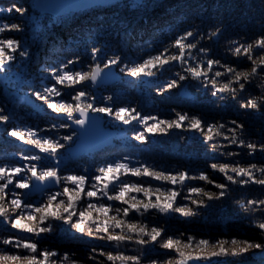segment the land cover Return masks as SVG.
<instances>
[{"label":"trees","instance_id":"obj_1","mask_svg":"<svg viewBox=\"0 0 264 264\" xmlns=\"http://www.w3.org/2000/svg\"><path fill=\"white\" fill-rule=\"evenodd\" d=\"M34 1L0 0V26H20L19 31L6 30L0 33V38H12L20 42V48L13 53L15 60L10 62L5 72L0 73V108L4 109L0 114L10 116L7 122H0V166L7 164L10 167L16 165L27 168L36 164L38 170L55 168L61 178L85 176V191L96 190L92 186L97 184L93 177L100 175L98 169L115 162L127 163L130 168L148 167L173 175L187 172L189 176L195 177L204 173L216 184H225L227 187L224 196L209 200L202 194L188 191L198 187L219 194L221 189L206 181L190 179L183 185H173L152 177L134 176L130 172L122 174L123 182L129 185L140 184L153 190L150 197L144 193L128 192L125 199L130 202L134 203L130 199L132 196L145 203L149 199L155 202L159 195L155 193L156 188L162 192L173 189L180 193L174 206H187L195 215L185 217L176 212L162 213L153 208L147 212L143 209L141 212L130 211L128 217L121 213L119 219L146 225L149 230L153 227L163 229L156 242L140 245L135 242L140 237L134 233L131 234L133 240L117 243L101 239L107 234L96 232L95 225H91L93 235L89 236L87 232H78L70 223L51 217L40 225L50 226L51 230L37 236L12 228L11 221L20 214L17 211L8 218L0 217V254L31 255L24 249L2 243L4 238H22L35 242L39 251L55 252L49 264H72V261L77 264H121L120 261H109L107 253L138 256L140 264H153V261L166 264L167 260L177 258V253L162 248L161 244L169 237L183 243L193 237L192 247L183 250L193 256L201 255L202 258L190 260L188 264H264V247L251 248L240 256H211L210 253L216 249L209 247L201 252L196 248V243L201 239L209 240L212 244L220 240L237 239L264 245V230L257 226L264 221V206L248 204V201L264 200V185L254 182L233 183L227 180L225 173L211 167L212 164L246 168L254 164L257 168L264 167V151L257 148L253 152L239 143H231L233 133L228 131L234 127L231 121L236 120L244 125L243 130L236 133L238 139L246 143L264 144V100L259 99L264 96V66L258 67L257 74L245 83L243 91L239 90L238 84H233L237 89L235 98L228 92L213 96V88L209 83L215 72L225 73L226 67L238 71L251 69L252 62L243 55H235L231 49L240 44L252 43L264 35V0H114L60 15L39 12ZM13 4L24 9V13L7 11ZM217 28L220 33L209 38L210 32ZM187 31L195 33L187 42L198 41L197 48L191 50L195 59L186 55L187 64L179 60L170 61L162 69H153L156 73L153 76L132 77L127 72V68L143 63L165 49H168L165 55H179V49L173 47V43ZM200 48L207 49V52H200ZM93 49H99L95 56ZM19 51H27L28 55L21 57ZM259 55L260 50L254 49L253 56ZM116 57H119L118 62L110 66L114 68L118 79L99 88H94L91 80L73 87L57 85L53 72L46 70L54 69L57 73L89 72L97 64L104 68L109 60ZM209 59L220 63L213 65L207 78L193 79L184 71L189 64L195 66L200 61H203V67L206 68ZM178 73L187 78L180 80ZM215 78L220 83H226L230 74ZM172 80L177 81V86L168 89L167 84ZM53 86L61 91V96L50 97L54 102L74 104L76 101L72 97L84 91L87 96L82 107L85 103H91L94 108L112 109L111 115L107 112H94L90 108L87 110L102 117L105 126L114 134L113 143L93 152L71 155L69 148L74 144L77 134L68 123L70 119L64 113L49 109L44 100L35 95L36 92L43 93L44 87ZM253 98L260 104L258 110L240 107L241 103ZM121 107L134 108L141 116H154L160 120H174L177 118L176 113H186L200 118L205 132L208 126L220 123L227 125V128L221 129L223 135L214 136L212 140H206L202 131L189 128L187 121L181 128L150 133L138 121L124 124L116 120L115 110ZM73 115L76 119L75 113ZM153 123L148 121L149 125ZM62 124L65 126L60 127ZM29 127L37 133V138H50L63 145L57 149L55 157L8 135L13 128ZM142 132L145 139H135ZM66 136H70L71 140H65ZM32 155H39L42 159H22L23 156ZM228 175H233L237 180L247 179L236 177L230 171ZM22 176L26 179L31 173L26 171ZM254 176L264 179V173L256 170ZM31 181L27 189H17L10 185L9 190L19 193L25 203L32 204V209L23 211L33 212L37 218L41 213L35 212V208L45 204L49 196L62 193L65 187L70 190L75 187L70 181L61 179L58 189L32 195ZM99 186L102 187V184ZM12 198L10 194L7 197L9 201ZM60 200L67 203L68 196H57L50 211L55 210V203ZM163 200L161 196V202ZM192 200H203L204 204H193ZM90 203L113 206L107 216L92 210V216L98 217L99 222L117 215L115 208L128 207L119 201H109L99 191L96 197L82 194V198L74 202L77 215L72 217L73 223L79 219V212L87 209ZM120 232L119 228L109 229L112 234ZM143 239L147 240L148 237ZM65 255L69 257L68 260H64Z\"/></svg>","mask_w":264,"mask_h":264},{"label":"snow or ice","instance_id":"obj_2","mask_svg":"<svg viewBox=\"0 0 264 264\" xmlns=\"http://www.w3.org/2000/svg\"><path fill=\"white\" fill-rule=\"evenodd\" d=\"M15 10L17 13H24V9L17 7L13 4L7 11L11 12ZM6 30L8 31H19L20 26L17 24H4L0 26V33H4ZM220 33V29L217 28L215 31L210 32L209 38L215 37ZM195 33L193 31H187L185 34L175 39L173 43V47L179 49V55L170 54L165 55L168 52V49H165L164 52L160 53L156 56H151L148 59L144 60L143 63L136 64L131 68H127V72L132 77H140L144 76H153L156 73L153 69H162L165 65H167L170 61L179 60L182 63L187 64L188 61L185 59L186 55L192 59L195 57L192 56L191 50L197 48V42H187L190 37H194ZM20 48V42L18 40L12 38H0V73L5 72L10 65V62L15 60V56L13 53H16ZM260 50V55L258 57L253 56V50ZM187 50V52H186ZM235 55L245 56L248 60L252 62V67L249 71H238L233 67H226L225 73H221L219 71L215 72L214 78L209 79V83L212 85L213 92L212 95L216 96L221 93H231L233 98L237 93V89L233 87V84L239 85V90L243 91L245 89V83L249 82L252 77L257 74L258 67L264 66V35L260 36L258 39L254 40L252 43L240 44L236 46L234 49H231ZM200 52H207V49L200 48ZM99 52V49H93V55L95 56ZM19 55L21 57H26L28 55L27 51H19ZM119 60V57L109 60L104 67L107 68L110 65L116 64ZM69 63H72L69 61ZM220 62L218 60H207V67H203V61L198 62L195 66L189 64L188 67L184 69V71L191 76L193 79H201L207 78L208 73L212 70L213 65H217ZM63 67H67L64 65ZM47 71H52L56 84L57 85H65L66 87H73L76 84H79L83 81L91 80L93 83L97 80V77L100 75L102 69L100 65L97 64L94 68H92L89 72H66L61 71L59 73L54 69H46ZM124 70V69H122ZM230 79L226 83H220L215 77H221L223 75H229ZM180 80H185L187 76L177 74ZM244 82H241V81ZM177 86V81L172 80L167 84V88H173ZM36 97L38 99L44 100L49 109H52L56 113H64L67 115L68 119L74 120V122L82 127L85 125L87 121V109H92L94 112H107L109 115L112 114V109L110 108H94L91 103H85L82 107L81 104L84 98L87 96V93L84 91H79L72 97L76 103H66V102H54L50 100V97L53 96H61V91L59 88L53 87H44L43 93L36 92ZM111 99V97H108ZM259 99L264 100V96ZM241 108L245 109H256L260 108V104L257 102V99H248L246 102L240 104ZM4 109L0 108V113H3ZM79 113L80 119L74 118V113ZM133 113H135L133 115ZM176 119L174 120H160L154 116H141L140 113L136 111V109H129L125 107H121L115 110V119L118 121H122L124 124H130L132 121H138L145 125L147 132H164L167 129L172 128H181L184 125V122L187 121L188 127L195 130H200L204 133L206 140L214 139V136L223 135L220 131L221 129L227 128V125L220 123L216 125H210L207 127V131H204V127L202 125V120L195 116H189L184 113H176ZM10 119L9 115L0 114V122H7ZM154 121L153 124L149 125L148 121ZM231 124L234 127L229 128L228 131L233 133L230 142L235 144L239 143V145L247 147L253 152L259 148L260 151H264V144L257 145L255 143H246L243 139H238L236 133L238 131H242L244 125L239 123L236 120L231 121ZM163 125V127H161ZM65 125H60V127H64ZM55 127V125H53ZM8 135L11 137H15L17 140L22 141L25 144L33 145L35 148L39 149L42 153H47L52 157L56 156L57 149L59 147H63L58 141H55L50 138H37V133L33 131L32 128H13ZM65 140H71L70 136L64 137ZM135 139L143 141L145 139L144 133H140L135 137ZM225 139H229L225 137ZM215 147V146H214ZM231 155V153H229ZM24 160L31 161H40L42 158L39 155L32 156H23ZM212 169L218 170L221 173H225L227 180L233 183H241L247 184L249 182H254L260 185H264V179H257L254 176V170L264 173V167L257 168L256 165H251L250 167H240V166H230L228 164H212ZM30 172L31 176L26 179L22 176L24 172ZM235 173L236 177H247V179L237 180L233 175H228V172ZM100 175L93 177L97 184H94L92 187L96 190L85 191L83 185L86 183L87 177L85 176H67V177H59L57 170L55 168H44L42 170H38L36 164H31L29 167L25 168L23 166H9L7 164L0 166V217L8 218L11 213L19 211L20 214L15 216V219L11 221L12 228L19 229L21 231L27 233H34L37 236L40 233L50 231V226L41 227L40 225L44 223L46 218L51 217L54 219L64 220L66 223H70L73 228H75L78 232H87L89 236L93 235V228L91 225H95L96 232H103L107 234L104 237H100L101 239H107L109 241H116L117 243L123 241L133 240V235L140 237L136 239L135 242L140 245L147 244L149 242H156L158 238L161 236L163 229L153 227L150 230L146 225H140L137 223L130 222L128 220L119 219L118 216L122 213L124 217H128L130 211L141 212L143 209L144 212H147L150 208L157 209L162 213L168 212H176L181 214L182 216H192L195 213L191 208L184 206L178 207L174 206L177 196L180 193L176 190L169 189L167 192H162L160 188L155 189V193H159L157 195L156 201L153 202L149 199L147 203L142 200H137L135 196H132L130 199L134 201V203L130 202L129 199H125L126 194L128 192H136V193H144L145 196L150 197L153 194V190L151 188H146L140 184H131L125 183L121 180L122 174L131 173L134 176H147L152 177L156 180L167 181L173 185L180 184L183 185L186 180L190 179H198L202 181H206L209 184H215V186L221 191L219 194L205 191L203 188L192 187L188 189L190 193H195L197 195L202 194L206 196L209 200L218 199L219 197L224 196L226 189L225 184H216L215 181L210 179V177L204 173H201L199 176H189L187 172H179L175 175L170 173H165L163 171H154L148 167L143 168H130L127 163L123 162H115L106 165L105 167H101L98 169ZM19 177V179H16ZM35 179L36 181L44 182V181H55L59 183L61 179L70 181L74 188L71 190L68 187H65L63 192H57L48 197V200L45 204H42L40 207L35 208V212L41 213V215L37 218L33 212H24L23 209H32L33 205L30 203H25L21 199V195L15 191L9 190V186H13L17 189H27L29 188V181ZM102 184V187L99 185ZM100 192L102 196L107 197L109 201H119L124 204H127L128 207L125 208H115V212L117 215L110 216L106 220L99 222L98 217L94 218L92 216V210H95L97 213H103L105 216L112 210L113 206L111 204L105 205L103 203L99 205L88 204L87 209L79 212V219L73 223L72 217L76 216L77 213L74 210V202L78 201L82 198V194L87 197H96L97 192ZM110 192L112 194H110ZM9 194L13 197L10 201L7 199ZM67 195L68 201L67 203L64 200H60L58 203H55V210H51L53 208V202L56 201L57 196ZM161 196L164 197L163 202H161ZM190 198V197H186ZM193 204L202 205L204 204L203 200H192ZM249 205L256 206H264V200L260 201H248ZM7 205V206H6ZM66 213L67 215H64ZM27 221H37L36 223H28ZM111 221V223H110ZM258 228L264 230V221L258 223ZM121 229L120 233L112 234L109 233V229ZM125 229H127V233H125ZM147 236L148 239L145 240L143 237ZM194 238L189 237L187 243H183L179 239H173L169 237L162 244L161 247L168 250H174L177 253V258L169 259L166 261V264H188V261L193 259H201V255L193 256L191 253L185 252L183 249H188L192 247ZM4 245H11L17 249H24L31 255H20V254H0V264H49L50 258L55 256V252L51 251H39L38 246L35 242H31L22 238H4L2 240ZM209 247L216 249L210 253L211 256H240L243 253L248 252L251 248H262L264 245L260 243H252L248 240H237L232 239L231 241L220 240L215 244H212L209 240L201 239L196 243V248L200 249L201 252L208 249ZM102 255L104 253H101ZM42 257V258H41ZM93 259L95 257H92ZM69 257L65 255L64 260H68ZM107 259L109 261H120L121 264H127V262L131 261L132 264H140V257L138 256H125L122 253H118L113 255L112 253H107ZM72 264H77L76 261H72ZM153 264H157L156 261H153Z\"/></svg>","mask_w":264,"mask_h":264},{"label":"water","instance_id":"obj_3","mask_svg":"<svg viewBox=\"0 0 264 264\" xmlns=\"http://www.w3.org/2000/svg\"><path fill=\"white\" fill-rule=\"evenodd\" d=\"M114 0H35L34 6L39 12H46L53 15H60L83 9L96 4H107ZM102 71L97 80L92 84L94 88L115 82L118 75L114 68L109 66L101 68ZM76 119H80L79 113H75ZM71 129L76 132L77 138L74 144L69 148L71 155H82L96 151L104 146L111 145L114 140L112 130L105 126L102 117L96 113L87 110V121L82 127L74 122L68 121ZM59 188V183L55 181H31L30 193L36 195L46 190H55Z\"/></svg>","mask_w":264,"mask_h":264},{"label":"rangeland","instance_id":"obj_4","mask_svg":"<svg viewBox=\"0 0 264 264\" xmlns=\"http://www.w3.org/2000/svg\"><path fill=\"white\" fill-rule=\"evenodd\" d=\"M101 68V67H100Z\"/></svg>","mask_w":264,"mask_h":264}]
</instances>
